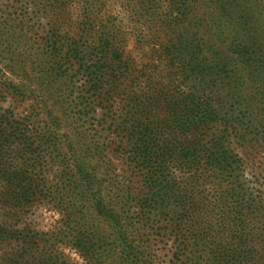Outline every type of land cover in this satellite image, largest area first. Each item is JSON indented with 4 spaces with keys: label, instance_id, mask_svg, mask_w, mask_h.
Segmentation results:
<instances>
[{
    "label": "trees",
    "instance_id": "1",
    "mask_svg": "<svg viewBox=\"0 0 264 264\" xmlns=\"http://www.w3.org/2000/svg\"><path fill=\"white\" fill-rule=\"evenodd\" d=\"M132 2L147 30L136 41L150 47L141 57L105 0H27L15 14L37 27L34 43L58 60L56 75L68 73L75 114L105 132L108 171L117 170L110 161L126 168L130 219L151 232L147 242L160 244L164 263L264 264V3ZM27 97L0 75V264H79L36 231L41 147L50 141L38 143ZM66 174L75 188L92 185L89 172ZM94 211L120 264H155L120 213L102 200ZM72 237L84 259L98 262L83 230Z\"/></svg>",
    "mask_w": 264,
    "mask_h": 264
},
{
    "label": "rangeland",
    "instance_id": "2",
    "mask_svg": "<svg viewBox=\"0 0 264 264\" xmlns=\"http://www.w3.org/2000/svg\"><path fill=\"white\" fill-rule=\"evenodd\" d=\"M15 1L0 0V75L20 86L28 96L23 109L31 118L30 127L34 129L38 143H42L41 139L50 141L41 147L46 185L44 198L32 214L36 218V231L47 234L52 243L79 264H120L121 249L114 244L112 231L94 211L95 201L102 200L122 215L129 239L144 252L142 257L155 260V264H166L160 244L154 240L147 242L152 237L151 232L130 219L132 210L129 211L127 204L131 196L127 188L131 180L129 173L124 172L126 168L118 165V161H110L117 169L116 173L112 175L108 171L112 168L99 148L104 144L105 132L75 114L69 98L68 73L64 77L56 75L54 69L58 60L46 51L42 41L34 43L37 27L31 28L32 21L15 14L25 8L27 0ZM105 1L117 24L127 29L128 50L138 57L149 51L147 44L138 45L136 41L139 32L147 30L134 11L135 3L132 0ZM260 1L264 3V0ZM27 7L29 9L30 5ZM31 94L36 98L33 110L28 105ZM68 168L78 176L83 172L91 173L92 185L75 188L69 175L66 176ZM139 193L134 191L132 196ZM80 229L93 240L98 262H88L75 248L72 234Z\"/></svg>",
    "mask_w": 264,
    "mask_h": 264
}]
</instances>
